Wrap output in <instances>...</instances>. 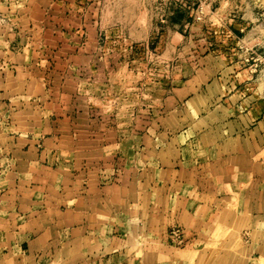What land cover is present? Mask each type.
<instances>
[{
  "label": "crops",
  "instance_id": "0c3cea01",
  "mask_svg": "<svg viewBox=\"0 0 264 264\" xmlns=\"http://www.w3.org/2000/svg\"><path fill=\"white\" fill-rule=\"evenodd\" d=\"M38 1L0 0V16ZM65 1L80 2L55 0ZM181 9L172 34L184 39L193 18ZM18 31H0V46H20ZM218 61L203 52L169 102H197L206 83L214 96L229 69ZM253 113L166 110V126L148 123L165 138H145L135 125L142 136L112 151L96 152L94 140L82 156L39 158L34 170L27 160V185L0 202V264H264V179L255 170L264 123ZM173 227L184 233L181 245L170 241Z\"/></svg>",
  "mask_w": 264,
  "mask_h": 264
},
{
  "label": "rangeland",
  "instance_id": "374dc122",
  "mask_svg": "<svg viewBox=\"0 0 264 264\" xmlns=\"http://www.w3.org/2000/svg\"><path fill=\"white\" fill-rule=\"evenodd\" d=\"M29 6L0 16L1 32L21 31L20 46H0V202L27 185V160L38 159L34 170L39 158L82 156L94 140L100 153L105 145L115 150L119 140L129 145L136 135L167 137L148 124L166 126V110H254V122L264 123V0H41ZM181 8L193 18L184 39L172 34L182 21L172 12ZM208 50L229 67L221 71L225 82L214 96L206 83L197 102L171 104L172 89ZM257 139L264 142V134ZM255 160L264 179V146Z\"/></svg>",
  "mask_w": 264,
  "mask_h": 264
},
{
  "label": "built area",
  "instance_id": "2783aa9c",
  "mask_svg": "<svg viewBox=\"0 0 264 264\" xmlns=\"http://www.w3.org/2000/svg\"><path fill=\"white\" fill-rule=\"evenodd\" d=\"M184 240V233L178 227H173L170 230V241L174 245H181Z\"/></svg>",
  "mask_w": 264,
  "mask_h": 264
},
{
  "label": "trees",
  "instance_id": "16d2710c",
  "mask_svg": "<svg viewBox=\"0 0 264 264\" xmlns=\"http://www.w3.org/2000/svg\"><path fill=\"white\" fill-rule=\"evenodd\" d=\"M180 17H181V15L179 13H177L176 18H180Z\"/></svg>",
  "mask_w": 264,
  "mask_h": 264
}]
</instances>
